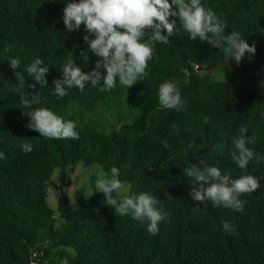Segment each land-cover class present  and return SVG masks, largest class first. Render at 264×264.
Listing matches in <instances>:
<instances>
[{
	"label": "trees",
	"instance_id": "trees-1",
	"mask_svg": "<svg viewBox=\"0 0 264 264\" xmlns=\"http://www.w3.org/2000/svg\"><path fill=\"white\" fill-rule=\"evenodd\" d=\"M69 2L0 0V152L7 157L0 159V264H264V178L256 192L240 197L247 201L243 211L211 202L194 211L199 202L192 199L191 178L184 175L204 158L233 179L264 177V162L254 158L243 170L230 156L241 127L256 138L247 146L264 156V88L259 86L264 80V0H201L224 20L225 34L237 31L255 44L251 59L246 53L237 64L222 49L193 41L180 30L169 43L154 45L143 81L127 88L117 78L111 90L86 85L82 92L73 87L58 98L52 94L53 80L62 78L69 52L85 73L99 59L88 51L83 24L71 32L65 28L63 9ZM169 19L180 28L178 17ZM9 46L11 51H5ZM37 57L49 69L43 88L26 71ZM10 58L20 60L17 70L9 67ZM15 71L23 74L25 93L47 98L33 108L74 121L79 139H47L26 127L29 118L22 112L30 109L13 90L19 86ZM216 71L224 79L214 80ZM165 81L177 83L184 101L180 111L160 106L158 89ZM33 83L36 87H29ZM192 142L203 147L191 152ZM24 143L32 145L31 153L22 151ZM114 166L128 197L147 192L161 200L157 207L162 205L170 218L158 225V234H149L147 222L130 214H115L103 193H96V179ZM92 167V192L79 186L71 198L72 174ZM55 173L65 187L56 204L49 184ZM222 221L235 230L224 231Z\"/></svg>",
	"mask_w": 264,
	"mask_h": 264
},
{
	"label": "clouds",
	"instance_id": "clouds-1",
	"mask_svg": "<svg viewBox=\"0 0 264 264\" xmlns=\"http://www.w3.org/2000/svg\"><path fill=\"white\" fill-rule=\"evenodd\" d=\"M170 17L179 18V29L177 21L170 20ZM63 23L69 32L78 30L83 24L88 33L83 37L88 44V51L99 59L95 68L85 73L69 52L70 56L60 70L62 78L53 80L52 94L58 98L65 97L67 90L73 87L82 92L86 85L94 88L99 86V91L111 90L116 86L117 78L119 83L127 88L137 81H143L149 74L148 63L154 58V45L157 42L169 43V38L174 32L178 33L180 30L188 33L193 41L207 42L222 49L225 55L237 64L246 53L251 59L256 52L255 44L250 45L242 39L240 32L225 34L224 20L211 8L206 9L201 0H72L63 9ZM261 32L264 34V30ZM5 51H11V46ZM82 56L87 62V51L82 52ZM9 62V67L13 70L20 67L18 58H10ZM42 64L43 60L37 57L26 68L28 76L39 83L41 88L48 83L46 74L49 71L48 67H42ZM14 75L19 78V86L13 90L20 93V103L24 108L30 109L22 112L29 118L26 127L47 139H79L74 121L65 120L45 107L33 108V105L46 103L47 98H41L39 92L25 93L23 74L15 71ZM259 86L264 88V80ZM29 87L35 88L36 84L33 83ZM158 100L163 109L169 110L180 111L184 104L179 87L174 81H165L159 86ZM247 132L246 127H241L239 135L232 139L230 149L231 161L243 170L247 169L254 158L264 162V156L247 146L254 144L256 140L255 136L247 137ZM199 147H195L193 142L188 145L191 152L198 151ZM217 147L222 151L224 145ZM21 148L24 153H31L33 150L29 143L22 144ZM0 159H7L3 152H0ZM200 164L201 166L191 164L184 170V175L191 178L190 195L194 201L199 202L194 211H199L201 205L206 208L209 202L213 207L222 206L243 211L247 201L241 200L240 197L256 192L261 187L260 179L264 178L243 174L233 179L228 174H222L218 167L209 166L204 158H201ZM123 187L119 179V169L115 166L111 168L110 174L104 173L95 181L96 193H103L106 204L114 209L115 214H130L133 220L147 222L149 234H158V225L170 218V214L163 210L162 205L157 207L161 200L156 195L144 192L138 196H126L118 201L113 197V192H119ZM222 225L228 233L235 230L228 221H222Z\"/></svg>",
	"mask_w": 264,
	"mask_h": 264
},
{
	"label": "rangeland",
	"instance_id": "rangeland-1",
	"mask_svg": "<svg viewBox=\"0 0 264 264\" xmlns=\"http://www.w3.org/2000/svg\"><path fill=\"white\" fill-rule=\"evenodd\" d=\"M212 78L214 80H222L224 79L225 75L224 73L220 71L212 72L211 74ZM239 76V74H237ZM96 168H88L86 169H78L76 173L72 174V181L69 184V188L67 189V192L73 197V194L75 192V189H77L79 186L86 188L88 191L92 192L91 184H90V177L91 175H94L96 173ZM56 173L54 174L52 180L50 181V187H51V192L53 194L52 201L54 204L57 203V197H59L61 190L65 189L64 186L61 185L60 180L56 179ZM100 176V175H99ZM124 187L119 191L121 196H119V201H121L124 197L127 196V194L123 193L125 191L126 185L123 184ZM105 201V199H103Z\"/></svg>",
	"mask_w": 264,
	"mask_h": 264
}]
</instances>
